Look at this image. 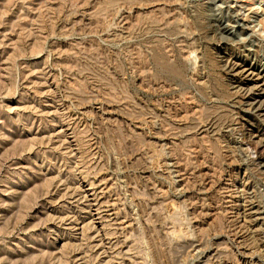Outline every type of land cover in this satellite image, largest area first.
Instances as JSON below:
<instances>
[{"label":"rangeland","instance_id":"obj_1","mask_svg":"<svg viewBox=\"0 0 264 264\" xmlns=\"http://www.w3.org/2000/svg\"><path fill=\"white\" fill-rule=\"evenodd\" d=\"M0 264H264V0H0Z\"/></svg>","mask_w":264,"mask_h":264}]
</instances>
